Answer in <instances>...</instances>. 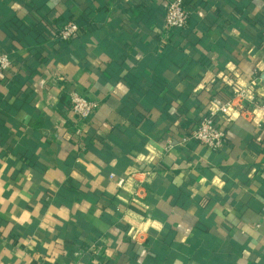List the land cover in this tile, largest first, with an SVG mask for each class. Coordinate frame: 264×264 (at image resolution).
<instances>
[{"label":"crops","instance_id":"0c3cea01","mask_svg":"<svg viewBox=\"0 0 264 264\" xmlns=\"http://www.w3.org/2000/svg\"><path fill=\"white\" fill-rule=\"evenodd\" d=\"M166 2L0 0V264H264V134L239 116L219 150L179 144L232 82L264 96V0H186L176 32ZM71 91L99 103L84 121Z\"/></svg>","mask_w":264,"mask_h":264},{"label":"built area","instance_id":"2783aa9c","mask_svg":"<svg viewBox=\"0 0 264 264\" xmlns=\"http://www.w3.org/2000/svg\"><path fill=\"white\" fill-rule=\"evenodd\" d=\"M188 18L189 10L186 0H167L163 21L165 32L184 31ZM80 34L81 29L78 23L69 20L55 26L53 38L59 41H70L78 38ZM12 65L7 54H0V72H8ZM258 81V78L254 77L245 84H240L237 81L232 82L230 84L231 96L227 99L218 95L212 96L206 112L191 126H188L185 134L181 135L179 144L192 140L207 149L219 150L226 145L228 124L239 116L249 119L264 134V96L257 94ZM68 99L69 109L79 121H84L95 113L99 106L96 100L89 99L77 91H71ZM166 143V150H170L174 146V142L169 138ZM109 179L120 189H125L129 185L130 201L142 206L146 189L140 180L113 173L109 175ZM129 235L135 242H139L142 238L141 230L135 226L129 230Z\"/></svg>","mask_w":264,"mask_h":264},{"label":"trees","instance_id":"16d2710c","mask_svg":"<svg viewBox=\"0 0 264 264\" xmlns=\"http://www.w3.org/2000/svg\"><path fill=\"white\" fill-rule=\"evenodd\" d=\"M44 21L47 22V21H48L47 18H44ZM22 32H23V31H22ZM41 33H43V32H41ZM44 39H45V38H44ZM64 42H65V41H59V40L53 38V39L51 40V42H48V41H47L46 48H50V50H51V49L53 48V45H56V44H58V43H64ZM67 42H68V41H67ZM44 57L47 58L46 55H45Z\"/></svg>","mask_w":264,"mask_h":264},{"label":"clouds","instance_id":"9594fccd","mask_svg":"<svg viewBox=\"0 0 264 264\" xmlns=\"http://www.w3.org/2000/svg\"><path fill=\"white\" fill-rule=\"evenodd\" d=\"M26 218V217H25Z\"/></svg>","mask_w":264,"mask_h":264}]
</instances>
